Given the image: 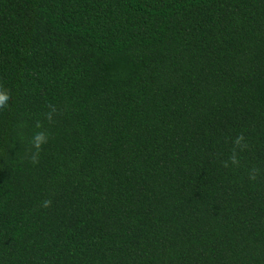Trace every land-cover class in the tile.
Returning a JSON list of instances; mask_svg holds the SVG:
<instances>
[{"label": "trees", "instance_id": "1", "mask_svg": "<svg viewBox=\"0 0 264 264\" xmlns=\"http://www.w3.org/2000/svg\"><path fill=\"white\" fill-rule=\"evenodd\" d=\"M0 85V264H264V0H0Z\"/></svg>", "mask_w": 264, "mask_h": 264}, {"label": "clouds", "instance_id": "2", "mask_svg": "<svg viewBox=\"0 0 264 264\" xmlns=\"http://www.w3.org/2000/svg\"><path fill=\"white\" fill-rule=\"evenodd\" d=\"M11 94L5 89L2 85H0V112L8 111L11 108ZM48 108L50 109L48 112L44 113V117L49 124L54 123V116L59 114L55 105L49 104ZM21 127H23L21 125ZM35 127L40 129L33 133L32 139L29 141L31 146V151L29 155L30 162L35 166L40 162V156L43 151L44 145L49 142L50 134L43 130V125L40 121H37ZM234 147L231 151V155L228 160L222 162L223 167L228 168L230 166L239 167L240 166V158L239 152L247 150L246 137L243 133L239 134L233 140ZM261 175V170L253 167L249 173L248 178L250 181H256L258 176ZM41 206L45 209L50 208L52 206V201L50 199H45L41 202Z\"/></svg>", "mask_w": 264, "mask_h": 264}]
</instances>
